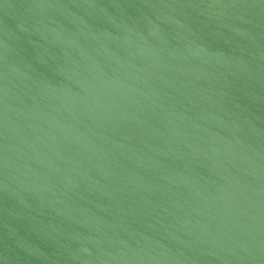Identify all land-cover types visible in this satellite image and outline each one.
<instances>
[{
  "label": "water",
  "instance_id": "obj_1",
  "mask_svg": "<svg viewBox=\"0 0 264 264\" xmlns=\"http://www.w3.org/2000/svg\"><path fill=\"white\" fill-rule=\"evenodd\" d=\"M0 264H264V0H0Z\"/></svg>",
  "mask_w": 264,
  "mask_h": 264
}]
</instances>
